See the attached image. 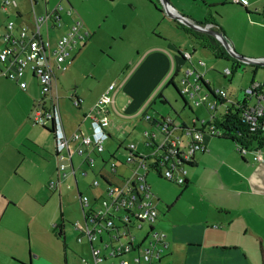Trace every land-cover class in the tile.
Instances as JSON below:
<instances>
[{"label":"crops","instance_id":"crops-1","mask_svg":"<svg viewBox=\"0 0 264 264\" xmlns=\"http://www.w3.org/2000/svg\"><path fill=\"white\" fill-rule=\"evenodd\" d=\"M14 1L15 5L9 4L5 9L0 4V36L7 20H13L16 26L30 22V0ZM33 1L35 3L33 8L38 16L51 9L48 7L47 0ZM66 1L69 3L68 0ZM158 1L133 0V3L140 5L150 18L156 19L154 25H157V29L153 42L159 50L170 54L171 63L168 69L170 83L176 85L173 77L180 75L185 67L190 66L202 73L203 78L208 81L209 87L213 88L216 82L214 76L209 73L211 72L209 69L215 63L209 57H202L198 51H195V48L206 50L216 59L226 60V58L216 55L221 54L218 48L209 50L201 43H197L186 26L184 28V25L181 26L177 21L167 18L162 8L159 7ZM167 1L174 13L184 15L195 23L205 22L221 32L231 42L236 53L250 57V59H264V56L261 55L248 56L243 48L239 47L242 41L257 40L259 33L264 31V0H240L245 6L242 8L243 10H240L239 6L233 7L234 4L230 5L229 0ZM38 5L39 7H37ZM230 8L235 9L234 14H232L236 17L234 22L228 19L232 17L229 15ZM14 18L22 20L17 22ZM161 20L162 22L158 24ZM174 26L189 35L193 42L189 44L185 38L170 41L169 38L173 39V36L168 33L176 31ZM255 33H257V37H255ZM53 35L54 39L59 36V34ZM89 36L90 33L88 32L87 39ZM172 43L176 53L170 50ZM188 45H190L191 51L187 49ZM2 46L0 41V50ZM182 51L190 54L188 60L182 58ZM224 68L226 67L224 66ZM24 80L26 88L20 90L17 83L0 76V264H69L68 258L72 259V256L67 257L64 242H62L63 263L58 251L50 248L52 242L59 245L57 239H53L54 234L50 233L52 228H56L55 220L49 223H41L38 220V215L43 210L41 198L54 197V195L50 196L46 192L50 181H55L57 188L51 191L56 192H64L66 185L69 183L73 185L74 181L69 176L66 178L57 177V160L52 134L43 129L47 134H50L47 136L27 122L32 107L41 99V96L34 78L27 75ZM111 91H109L110 97ZM111 99L112 102L107 106L106 112L110 122L108 128L110 136L105 142H108L109 139L115 140L118 137L117 142L119 143L122 137L129 135L131 139L129 144L135 145V152L149 155L152 146L147 145L143 131L149 129L151 123L145 121L142 118L143 115L139 117L136 115L138 119H133L135 114L128 111V106L134 103V100L131 99L118 105L113 96ZM244 100V98L239 100L228 99L226 94V99L217 101L216 110L211 112L216 116L218 107L219 109L223 107L225 111L229 106L237 107V104L239 102L242 104ZM81 108L82 104L77 109ZM89 110L82 112L81 120L72 128L73 131L68 130L69 132L67 131L68 127L62 121L59 110L64 132L67 135L76 130L89 133V123L85 118V114ZM141 118L148 126L141 123ZM151 118L159 121L162 118H168L171 125L175 127L190 126L184 122L176 125L170 115H160L157 119ZM206 118L200 119L195 115L191 119V126L199 127L201 121L207 122L209 120V116ZM172 135L179 137L180 142L177 147L181 151L188 146L189 140L183 135L182 130L176 129L172 131ZM161 139L162 136L157 134L152 144L159 143ZM205 145L206 151L193 154L192 162L187 166V183L186 186H183V190H185L179 192V198L185 197L186 200L188 197L189 199L193 198L196 194L201 205L192 204L188 200L186 211L181 215L183 219H187V222L177 223L173 222L171 218L165 217L159 222L156 220V225H151L154 230L157 231L159 230L157 228H160L166 234L167 247L162 254L161 264H264V149L258 152L262 161L254 162L251 153L241 156L236 151L235 145L229 140L207 138ZM111 147L109 146V149ZM104 149L99 156L94 157V167L98 159L101 165H99L97 173L109 182L116 183L107 178V175L109 177L114 176V173L117 172L116 165L115 172L110 169L108 172L102 170L106 163V159L102 156ZM124 151L126 152V145ZM108 153L110 158L115 159L112 152ZM80 163L74 166L73 161L78 190L77 172H80L81 176L84 172L86 173L85 176L88 175ZM119 164L123 165L124 161L123 163L119 162ZM124 166L126 165L124 164ZM89 170L95 175L93 169ZM154 170L157 176L161 178L158 170ZM148 173L145 175L146 184ZM99 184L98 182V185L93 188H97ZM73 187L76 191L75 185L69 189ZM104 188L103 184L102 193L94 199L103 195ZM168 207L166 206L167 210ZM147 229L148 225L145 232ZM144 234L136 242H142ZM59 235L64 237L62 225ZM97 240L99 239L97 238L92 242L93 246L99 243ZM82 242L85 243L84 248L87 253L86 258H88L90 244L86 239L80 243ZM110 261V264H117L115 260L110 259Z\"/></svg>","mask_w":264,"mask_h":264},{"label":"built area","instance_id":"built-area-1","mask_svg":"<svg viewBox=\"0 0 264 264\" xmlns=\"http://www.w3.org/2000/svg\"><path fill=\"white\" fill-rule=\"evenodd\" d=\"M229 2L242 3L240 0ZM0 4L5 9L9 4L15 5V1L2 0ZM30 4L29 23L16 26L13 20H7L4 24L0 36L3 44L0 50V76L17 83L20 90L26 88L24 78L27 75L36 80L41 99L30 111V122L32 126L52 130L57 177H72L76 187L73 157H81L80 164L91 169L94 167L93 155L103 151L104 143L110 136V122L106 112L107 106L112 102L109 91L113 89V85L98 97L85 114L90 127L89 133L76 130L67 135L58 109L54 68L66 69L71 62L70 51L78 42L84 43L87 40L88 31L81 20L73 18L70 9H64L59 3L41 16L35 13L33 0H30ZM58 29H63L64 32L51 42L49 32ZM181 56L188 60L190 54L184 51ZM222 74L227 76L230 70L225 68ZM175 87L183 99L188 96L193 106H204L209 112V120L200 123L205 128L202 130L195 125L175 127L168 118L159 121L145 114L143 119L151 123L152 130H144L143 135L147 139V145L152 146V151L149 155H142L135 152L134 144L126 146L124 164L129 167L131 175L119 183L109 182L104 185L103 195L93 201L96 206L91 205L89 199L76 187L83 221L75 222L72 227L77 232L78 243L85 238L90 244L89 257H81V264H99L106 259L115 260L117 264H161L162 254L167 247L166 234L151 227L158 213L145 182V175L152 167L165 180L183 186L187 182L186 167L191 164L193 154L206 151V136L217 135L212 126L216 116L211 111L216 110L217 101L226 99L223 90L209 87L203 74L190 66L182 70L179 86ZM69 99L74 107H81L82 100L79 97L72 95ZM244 99L237 107L240 108L242 119L255 127L258 119L264 115V93L261 85L252 83L244 90ZM176 129L182 130L189 140L188 146L182 151L177 147L179 137L172 135V131ZM157 134L162 139L159 143L152 144ZM235 149L241 156L251 153L254 162L262 161L259 151L240 146ZM109 169L115 172V164ZM85 174L84 172L83 175ZM97 185V180L91 182V187ZM72 186L70 183L66 185L68 189ZM47 187L54 190L57 185L55 181H50ZM144 223L148 225V229L142 242H136L130 228L141 230ZM103 234L107 236V240L102 238ZM97 238L99 243L93 246L92 242Z\"/></svg>","mask_w":264,"mask_h":264},{"label":"rangeland","instance_id":"rangeland-1","mask_svg":"<svg viewBox=\"0 0 264 264\" xmlns=\"http://www.w3.org/2000/svg\"><path fill=\"white\" fill-rule=\"evenodd\" d=\"M47 1L48 7L52 8L59 3L64 9H70L73 13V18L81 20L84 28L90 33L89 38L83 45L78 42L70 51L71 62L65 70L54 68L59 110L62 121L69 128H67V131H73L72 128L81 120L82 112L88 111L110 85L114 87L110 93L111 98L113 96L118 105L131 99L135 101L128 106V111L135 114L133 119L136 120L138 119L137 117L144 116L145 114L156 119L160 115H170L176 125L184 122L191 126V119L195 115L200 119H205L209 116V113L203 106H193L188 96L184 97L186 102L184 104L181 97L170 84L168 72L171 63L170 54L159 50L153 42L154 35H156L155 30L157 29V25H154L156 19L150 18L140 5L133 3V0H68L69 3L66 0ZM158 5L162 8L159 1ZM238 8L243 10L240 7ZM230 9L229 15L234 14L235 9ZM25 16L24 18H26ZM166 17L169 18L167 15ZM14 19L17 22L22 20L19 18ZM228 19L231 22L236 21L234 15ZM161 22L162 20L158 24ZM174 28L175 32L168 33L173 36V39L169 38L170 41L185 38L189 44L193 42L192 38L183 30H179L175 26ZM62 31L63 29L50 31L51 42L54 40L53 34L60 35ZM254 35L257 37V33ZM171 46L170 50L176 53L173 43ZM239 47H242L248 56H264V31L259 33L257 40L242 41ZM187 49L189 51L192 50L190 45H188ZM195 51H198L202 57H209L214 61V66L209 69L211 71L209 73L214 76V81L216 82L213 88L223 90L227 94L228 99L239 100L244 98V90L251 85V82L261 84L262 91L264 92V67L256 66L254 68L251 64L240 62L232 75L224 76L222 74L225 69L224 66L231 70V61L216 59L206 50L198 47L195 48ZM241 56L246 57L245 55ZM173 80L179 86V75L173 77ZM72 95H77L82 100L81 109H77L72 105L69 100V97ZM163 99L166 100L165 103H163ZM223 111V107L221 109L218 107L216 116ZM142 118L140 121L145 125V121ZM27 122L32 126L30 118ZM145 126L148 125L146 124ZM35 127L47 136H50L41 127ZM146 130H152V128L150 127ZM117 140L118 137L115 140L109 139L108 142H105V149L102 155L106 159L102 170L108 172L112 164L116 165L117 172L114 173V176L109 177L107 175L109 180L116 183L122 178H127L131 175L127 166L119 164V162L123 163L125 160L126 152L124 151V146L129 145L131 139L129 135H126L121 138V142L119 141L118 143ZM109 146H112L111 149H109ZM263 149L264 146L259 151ZM108 152H112L115 155V159L110 158ZM73 161L76 164L74 166H77L81 161V157L75 155ZM80 165L83 170L88 172V175L81 176L80 172H77L79 191L89 199L91 205L96 206L93 203L94 198L102 193L104 184V181L100 178L102 175L97 173L98 167L101 164H99V160L97 159L95 167L91 168L95 175L90 173L89 168L85 164ZM186 169L188 172V167ZM148 172L146 181L154 202L157 200L155 202L158 213L156 220L159 222V220H164L167 217V219L171 218L173 222H187V219H183L181 215L186 211L188 200L192 204L197 203L201 205L197 195L194 194L191 199L187 196L188 200L185 197L179 198V192L185 190H183V186H178L162 177L159 178L152 167L149 168ZM94 179L100 183L97 188L91 187V182ZM46 192L50 196L54 195V197L41 198L43 210L38 215V220L41 223H49L55 220L56 228H52L50 233L54 234L53 239H57L59 245L52 242L50 248L58 251L63 263L62 242H64L67 257L72 256V259L68 258L69 264H81L79 257L87 256L86 249L84 248L85 243H78L76 241L77 232L72 227V224L75 222L83 221L77 192L74 187L72 189L65 187L64 192L51 191L46 188ZM166 206H169L168 210ZM156 220L153 222V225L157 224ZM61 225L64 230L63 238L59 235ZM142 226V230L130 228L136 241L145 233L147 224L144 223ZM157 229H159L157 231L165 233L162 229ZM103 239L107 240V236L104 234ZM73 255H75V258H73ZM110 262V259H108V261L101 264H110Z\"/></svg>","mask_w":264,"mask_h":264},{"label":"trees","instance_id":"trees-1","mask_svg":"<svg viewBox=\"0 0 264 264\" xmlns=\"http://www.w3.org/2000/svg\"><path fill=\"white\" fill-rule=\"evenodd\" d=\"M179 25L183 26L182 24L178 23ZM207 23L202 22L200 25H206ZM186 28L185 26H183ZM188 31H190L194 37V39L197 40V43H201L205 48H208L209 50H213L218 48L221 52V54H216L218 56H224L226 60L232 62L230 74L232 75L235 72V69L240 64L239 61L231 58L223 49V47L212 37L202 34L196 31H193L189 28H186ZM254 68L256 66L253 65ZM174 89L176 90L177 94L181 97L185 104V100L182 98V96L179 94V91L175 87L173 83H170ZM70 98V97H69ZM70 100V99H69ZM166 101L163 100V103ZM182 127L184 125H181ZM212 126L214 127L215 131L217 132V135L211 136V137H205V140L207 138H215L218 140H229L234 145L235 148L240 147H247L251 149L252 151H259L264 146V115L258 119L256 126L252 127L248 123H246L242 117L240 108L235 106H229L223 111L221 114L216 116L212 121ZM205 126L201 125L200 129H204ZM42 129L48 131L51 133V129L47 127H42ZM53 137V136H52ZM127 152V151H126ZM99 154L93 155L94 157L99 156ZM100 178L104 181V185H108L109 181L103 177L100 176ZM187 183V182H186ZM186 183L183 186H186Z\"/></svg>","mask_w":264,"mask_h":264},{"label":"water","instance_id":"water-1","mask_svg":"<svg viewBox=\"0 0 264 264\" xmlns=\"http://www.w3.org/2000/svg\"><path fill=\"white\" fill-rule=\"evenodd\" d=\"M159 3L161 4L163 8V12L165 15H167L170 19L177 21L178 23L186 26L187 28L206 34L212 38H214L225 50V52L233 59L241 62V63H248L254 66H260L264 67V59L261 60H255L250 59L244 56L239 55L233 50V46L231 42L219 31L214 30L211 28V25H200V23H195L194 21L188 19L184 15H181L179 13H174V11H171L170 9V3L167 0H159ZM230 4L233 5V3L230 2ZM235 6H239L240 8H244V4H234Z\"/></svg>","mask_w":264,"mask_h":264},{"label":"flooded vegetation","instance_id":"flooded-vegetation-1","mask_svg":"<svg viewBox=\"0 0 264 264\" xmlns=\"http://www.w3.org/2000/svg\"><path fill=\"white\" fill-rule=\"evenodd\" d=\"M211 28H212V26H211ZM212 29H214V28H212ZM214 30H215V29H214ZM86 41H87V40H86ZM86 41H85V42H86ZM85 42H84V43H85ZM84 43H83V44H84Z\"/></svg>","mask_w":264,"mask_h":264}]
</instances>
